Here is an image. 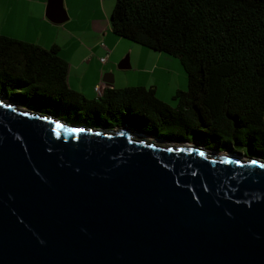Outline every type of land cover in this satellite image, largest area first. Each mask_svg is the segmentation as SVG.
<instances>
[{"label": "water", "instance_id": "water-1", "mask_svg": "<svg viewBox=\"0 0 264 264\" xmlns=\"http://www.w3.org/2000/svg\"><path fill=\"white\" fill-rule=\"evenodd\" d=\"M0 264H264V160L0 94Z\"/></svg>", "mask_w": 264, "mask_h": 264}, {"label": "trees", "instance_id": "trees-1", "mask_svg": "<svg viewBox=\"0 0 264 264\" xmlns=\"http://www.w3.org/2000/svg\"><path fill=\"white\" fill-rule=\"evenodd\" d=\"M110 26L117 37L179 60L188 85L173 95L174 107L154 87L108 88L88 100L69 88L58 46L4 35L0 94L72 124L126 126L264 160V0H115Z\"/></svg>", "mask_w": 264, "mask_h": 264}, {"label": "crops", "instance_id": "crops-1", "mask_svg": "<svg viewBox=\"0 0 264 264\" xmlns=\"http://www.w3.org/2000/svg\"><path fill=\"white\" fill-rule=\"evenodd\" d=\"M113 1L61 0L65 20L56 24L46 17L49 0H0V35L36 44L42 49L58 46L60 57L68 63L69 88L88 100H96L99 98L94 92L96 85L103 84L104 89L123 88L115 87L116 80L107 66L123 42L122 38L112 33L110 26L112 10L108 11V4ZM105 42L111 49L107 63L103 64L100 58L106 54L102 47ZM161 67L152 65L148 69L138 68V73L147 75L146 83L129 84L125 88L154 87L157 97L166 103L160 88H164L163 83H166L168 75ZM186 87L173 88L169 97L173 100L175 92L186 90Z\"/></svg>", "mask_w": 264, "mask_h": 264}, {"label": "rangeland", "instance_id": "rangeland-1", "mask_svg": "<svg viewBox=\"0 0 264 264\" xmlns=\"http://www.w3.org/2000/svg\"><path fill=\"white\" fill-rule=\"evenodd\" d=\"M114 3L115 0L108 4L109 12L113 9ZM122 39L123 42L119 45V48H117V50L111 57L109 65H107L111 70V75L116 80V83H114L115 87L125 88L129 84L146 83L145 78L147 77V75L141 74L140 72L138 73V68L148 69L152 65H156L157 67L162 66L161 68L167 72L168 78H166V83H163L164 88H160V94L163 93L165 96L162 97L164 98V100H166V103L174 107L175 102L171 99V97H169L173 92V88H178L181 86L185 87L186 85H188L187 75L181 68L182 66L179 60L174 56L151 50L147 47L141 46V44L129 40H124V38ZM104 44L106 45L108 50L111 49L107 42H105ZM160 55L162 56V58ZM126 59H128L130 65L129 68H119L118 66H120L122 61ZM191 143L199 144L196 142ZM208 149L214 151H223V149L213 144H211ZM233 150V154H245L244 152H240L237 147H234Z\"/></svg>", "mask_w": 264, "mask_h": 264}, {"label": "built area", "instance_id": "built-area-1", "mask_svg": "<svg viewBox=\"0 0 264 264\" xmlns=\"http://www.w3.org/2000/svg\"><path fill=\"white\" fill-rule=\"evenodd\" d=\"M102 47L105 50L106 54H105V56L100 58V62L104 64V63H107V57H108V54H109V50L107 49V47L104 44H102ZM104 90L105 89H104V85L103 84L96 85L94 87V92L97 94L98 97H101L103 95Z\"/></svg>", "mask_w": 264, "mask_h": 264}, {"label": "flooded vegetation", "instance_id": "flooded-vegetation-1", "mask_svg": "<svg viewBox=\"0 0 264 264\" xmlns=\"http://www.w3.org/2000/svg\"><path fill=\"white\" fill-rule=\"evenodd\" d=\"M86 125V124H85ZM88 127H90V126H88ZM91 127H94V126H91Z\"/></svg>", "mask_w": 264, "mask_h": 264}]
</instances>
